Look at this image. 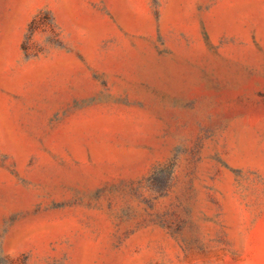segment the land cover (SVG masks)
Segmentation results:
<instances>
[{"label": "rangeland", "instance_id": "obj_1", "mask_svg": "<svg viewBox=\"0 0 264 264\" xmlns=\"http://www.w3.org/2000/svg\"><path fill=\"white\" fill-rule=\"evenodd\" d=\"M0 264H264V0H0Z\"/></svg>", "mask_w": 264, "mask_h": 264}]
</instances>
